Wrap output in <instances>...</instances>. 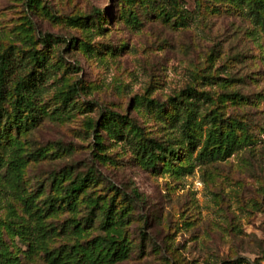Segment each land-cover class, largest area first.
I'll list each match as a JSON object with an SVG mask.
<instances>
[{
    "label": "rangeland",
    "instance_id": "rangeland-1",
    "mask_svg": "<svg viewBox=\"0 0 264 264\" xmlns=\"http://www.w3.org/2000/svg\"><path fill=\"white\" fill-rule=\"evenodd\" d=\"M254 1L0 0V53L29 91L19 103L16 77L0 85V264H52L50 251L97 235L124 239L122 257L81 264H264ZM173 102L192 112L191 137ZM229 128L233 145L200 160ZM146 137L173 151L147 162ZM81 176L67 204L62 187Z\"/></svg>",
    "mask_w": 264,
    "mask_h": 264
},
{
    "label": "trees",
    "instance_id": "trees-1",
    "mask_svg": "<svg viewBox=\"0 0 264 264\" xmlns=\"http://www.w3.org/2000/svg\"><path fill=\"white\" fill-rule=\"evenodd\" d=\"M255 6L257 9L251 10L250 14L255 17L257 21H263L264 16H262L259 13V9L263 8L264 5H261V0H255L254 1ZM74 20H77L78 17H73ZM16 68H19L18 64L13 61V58L10 54H4L0 53V85H3L5 81L14 79L16 81L15 89L16 93L18 95L19 103L22 102L24 94H28L29 91L27 87L23 84V77H20V73L16 70ZM75 85L71 86V88L74 90ZM191 89V88H190ZM185 92V91H184ZM182 93L185 94L186 97L192 96L191 90L189 91V88L187 90V93ZM1 94V93H0ZM148 102H153L152 98L148 99ZM1 104V100H0ZM174 106V113L172 116L174 118H178L179 116L182 115V105L179 102H173ZM157 105L159 107L165 106V103L162 102H157ZM112 114L114 117H116L119 122H123L126 120V116L124 114H120L118 112L112 111ZM183 117V130L185 133H187V137H191L192 135L188 133V125L191 123V121H195L194 116L192 112H188L185 115H182ZM211 119H214V117ZM2 134V132L0 133ZM212 134V133H210ZM216 137L212 136L209 137L206 141V143H211V146H204L202 150L198 154V158L200 160H214L221 156V144L224 143V149H229L235 140V133H233L232 129L229 128L225 133L218 132ZM147 143L145 144L143 151H142V156L145 157L146 161L149 163H152L153 160V152L155 150L161 151V152H166V151H173L172 147L169 144H165L155 137H146ZM219 140V141H217ZM86 177H77L74 179H71L65 186L62 187V198L67 204H72L73 200L72 197L74 194H77L79 192L84 184H85ZM112 214L109 211V208L105 212V216L102 218V227L105 228H111L113 225V217L111 216ZM87 244V245H86ZM78 246L72 245L69 248H60L58 252H55V250L50 251L49 253V260L50 263L52 264H81L82 262H92L94 260L93 254L103 252V254L100 257H107L111 260H117L120 259L123 255V252L126 248V243L124 239H115L113 237H110L108 235H97L92 239H89L86 243L84 244H77ZM90 248L88 250V253H85L81 258L75 259L76 257V252L79 250V248ZM3 254V253H2ZM1 254L0 260H4V256ZM98 258V257H97Z\"/></svg>",
    "mask_w": 264,
    "mask_h": 264
}]
</instances>
